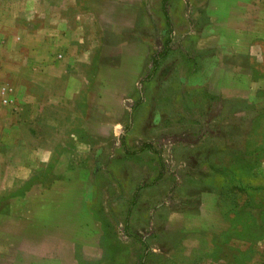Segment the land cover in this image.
Here are the masks:
<instances>
[{"label":"rangeland","instance_id":"rangeland-1","mask_svg":"<svg viewBox=\"0 0 264 264\" xmlns=\"http://www.w3.org/2000/svg\"><path fill=\"white\" fill-rule=\"evenodd\" d=\"M210 7L209 0H0V254L19 241L39 253L23 239L37 186L75 178L86 182L93 228L54 233L70 241L73 264H264V41L251 56L219 47L206 30ZM65 35L67 73L32 74L40 58L48 69L49 47L55 52ZM216 66L248 70L250 81L213 86ZM116 69L123 71L112 75ZM29 94L50 103L42 116L72 106L63 115L81 141L34 176L35 135L50 131L45 119L35 132L18 119ZM45 240L41 253L65 250L63 240Z\"/></svg>","mask_w":264,"mask_h":264},{"label":"crops","instance_id":"crops-1","mask_svg":"<svg viewBox=\"0 0 264 264\" xmlns=\"http://www.w3.org/2000/svg\"><path fill=\"white\" fill-rule=\"evenodd\" d=\"M209 5L211 6L210 10L215 12V17L214 21L212 20V22L208 24L206 30L209 34H214L219 39L218 46L229 51L233 55L251 56L252 53H256V49L260 47V42L264 41V0H209ZM126 8H128V6L124 4L121 5L120 10L124 11ZM119 18L117 20H119ZM129 18L125 20L126 23L124 24L129 25L130 28L132 26L128 23ZM245 25L247 28L244 27ZM256 26L259 28H256ZM61 40H64L66 43V35L64 39L55 40L54 45L52 44L56 48L55 52H51V47H49L50 64L48 69L44 71L41 70L44 69L41 67L44 60L42 61V58H40L37 63L39 69L36 72L32 67V71L36 72L32 74L36 75V77L40 74H48V77H50L49 79L55 80L58 76L67 73L66 71L68 68L64 67L67 51ZM62 68L65 69V71L60 70ZM235 69L238 70L239 68L216 66L210 77L213 86L216 85L217 80L226 83V81L232 80L234 77H236V79L241 78L244 81H250L248 70H241V73ZM116 70H112V75L119 74V72L123 71V69ZM134 74H136V72H134ZM103 75V71L99 70L98 77H102ZM38 79L41 80L40 78ZM69 79L70 78L67 80L69 81ZM134 79H137V77ZM68 83L69 82H67L64 88L65 94L63 98L67 100ZM38 85L40 89L45 87L42 83H38ZM226 87L227 86H224L223 88ZM74 94L76 95L77 91ZM29 96L32 99V103L21 105V108L18 109V119L21 124L32 125V132L38 130V122L45 119L46 127L50 131L48 134L35 135L38 136L39 139L33 141V155L30 159L32 170H29L30 172L28 173L34 176L37 168H39L41 164H52L58 158L60 159L61 154L65 152V147L73 146L78 148V146L81 145V141L79 140L80 136L77 134V131L72 128L71 125L68 126L67 124V121H69L67 119L69 118L68 115H72L70 111L72 106L70 107L69 104L59 105V107H62L61 109H64L62 115L55 116L52 114L49 116H42V112L45 113L48 110L46 108H50V103L46 104L42 99L37 98L35 94H29ZM119 106L120 104L116 105V110H120ZM100 107L105 108L103 103ZM113 110H115V108ZM64 113L68 115L64 116ZM78 117L77 119L79 120H86L83 119L84 117L82 114ZM72 120L74 121L75 118ZM111 129L116 130L115 124H113ZM42 136L43 138H41ZM78 171L79 170L73 172L66 171L65 174H76L77 172L80 175L81 172ZM54 173L56 175L60 174L58 171H54ZM86 189V182H83L82 179L75 178L55 181L48 185L46 189H41L40 186H37L39 196L33 198L32 224L24 231L23 239L25 245H28L30 241V246L39 250V253L36 250L27 253L28 251L21 248L22 241H19L18 248L13 252H2L0 254V261L4 264H73L72 260L74 259V255L66 250V248L68 249L67 244H71L69 243L70 241L68 239L64 240V238L60 239L58 235L74 234L72 236H83L89 233L93 228V220H91L92 217L88 209V204L84 199ZM54 233L59 234L57 235ZM20 237L21 235L18 233L17 238L19 239ZM45 239L49 241L51 239L54 241L63 240L60 242L63 243L61 248L64 247L65 250L48 254L41 253V247L43 248L48 243L45 242ZM64 241H68L66 244L67 246L64 245ZM56 259H60V263H55L54 261H56Z\"/></svg>","mask_w":264,"mask_h":264},{"label":"trees","instance_id":"trees-1","mask_svg":"<svg viewBox=\"0 0 264 264\" xmlns=\"http://www.w3.org/2000/svg\"><path fill=\"white\" fill-rule=\"evenodd\" d=\"M163 13H164V18H165V24H166V27L168 28V33H170L171 32V27H170V24H169L168 16H167L165 10H163ZM168 43H169V40H166L164 42V47H163L162 53L160 55L156 56L153 59V71L157 67L158 60H160L161 58H163L165 56V54L167 53V51H168Z\"/></svg>","mask_w":264,"mask_h":264}]
</instances>
